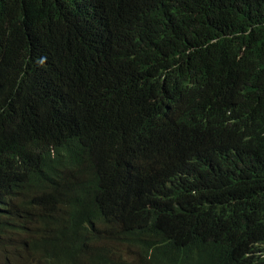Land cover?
Masks as SVG:
<instances>
[{"label": "trees", "instance_id": "16d2710c", "mask_svg": "<svg viewBox=\"0 0 264 264\" xmlns=\"http://www.w3.org/2000/svg\"><path fill=\"white\" fill-rule=\"evenodd\" d=\"M0 264H264V0H0Z\"/></svg>", "mask_w": 264, "mask_h": 264}, {"label": "rangeland", "instance_id": "374dc122", "mask_svg": "<svg viewBox=\"0 0 264 264\" xmlns=\"http://www.w3.org/2000/svg\"><path fill=\"white\" fill-rule=\"evenodd\" d=\"M123 249L126 250V251H128V252H132V249L131 248L124 247Z\"/></svg>", "mask_w": 264, "mask_h": 264}, {"label": "clouds", "instance_id": "9594fccd", "mask_svg": "<svg viewBox=\"0 0 264 264\" xmlns=\"http://www.w3.org/2000/svg\"><path fill=\"white\" fill-rule=\"evenodd\" d=\"M9 207H10V205H9ZM132 249V252H133V248H131ZM131 253V252H130Z\"/></svg>", "mask_w": 264, "mask_h": 264}]
</instances>
